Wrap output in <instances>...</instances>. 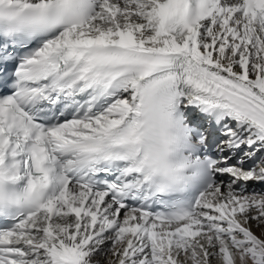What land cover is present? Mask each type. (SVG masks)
<instances>
[{"label":"snow or ice","instance_id":"snow-or-ice-1","mask_svg":"<svg viewBox=\"0 0 264 264\" xmlns=\"http://www.w3.org/2000/svg\"><path fill=\"white\" fill-rule=\"evenodd\" d=\"M0 264H264V0H0Z\"/></svg>","mask_w":264,"mask_h":264}]
</instances>
